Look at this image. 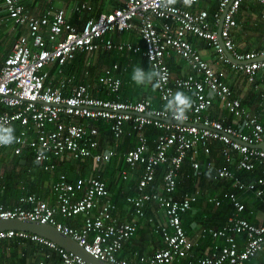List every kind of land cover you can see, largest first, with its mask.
<instances>
[{
    "label": "built area",
    "instance_id": "obj_1",
    "mask_svg": "<svg viewBox=\"0 0 264 264\" xmlns=\"http://www.w3.org/2000/svg\"><path fill=\"white\" fill-rule=\"evenodd\" d=\"M24 1H2L4 15L0 18V28L2 24L11 23L17 35L12 52L0 67V123L15 131L19 126V131L15 132L18 142L0 146V149L10 150L12 155H21L29 149L36 159L40 158L45 170L56 167L55 157L69 160L89 156L103 170L117 151L110 144L105 149L100 148L101 124L109 126L115 143L122 142L125 136L135 135L136 146L124 153L131 171L123 170L121 175L128 180L133 170L142 167V171L138 193L129 195L127 200L134 205L137 217L145 215L148 202L157 203L167 220L156 227L163 235L165 246L135 261L120 257L124 242L135 233V221H121L115 215L117 206L110 199L107 183L95 175L73 182L60 173L52 183L55 203L35 193L22 195L20 204L13 207L0 201V220L20 218L53 224L73 236L96 258L115 264H247L262 251L264 224L254 223L242 215L246 205L241 194L264 195V149L258 147L264 142V124L225 82L226 71L213 66L188 39L190 33L205 39L219 60L229 64L221 35L227 50L243 62L231 63V70L242 74L254 87L264 109V49L240 51L232 35L238 26L236 15L246 0H219L218 9L212 14L206 9L192 11L183 0L170 6H165L163 0H125L123 5L91 16L81 28L68 19L65 9H50L36 15L27 9ZM252 1L264 6V0ZM85 8L92 6L84 3L73 7L78 12ZM136 18L146 46L144 50L138 43L116 40L110 35L132 29ZM24 25L28 32H19L16 26ZM95 50L140 53L162 72L164 79L156 88L165 104L177 91L192 98L187 118L176 120L164 107L155 106L150 98L122 101L95 95V90H101L118 96L122 79L113 73L118 64L108 68L95 84L76 83V73H66L67 63L80 52ZM174 53L191 69L176 78L168 63ZM54 68L56 73L52 74ZM216 99L223 101V108L233 114V123L213 119L206 113ZM150 125L162 130L154 145L150 144L146 132ZM210 142L217 143L215 146L226 164L213 158L199 159L202 152L205 156L213 153ZM235 154L236 169L253 173L259 164L260 176L254 180L241 179L237 170L230 168ZM186 158L198 176L205 172L213 174L215 179L229 180L233 188L226 197L209 196V202L217 206L229 202L234 212L221 228H201V236L226 242L225 245L215 244L209 254L202 256L196 255L197 242L189 237L182 220L183 214L191 210L200 197V189L174 196ZM165 163L164 191H146L156 179L157 167ZM77 215H83L79 229L58 219ZM238 235L245 238L243 249L239 248ZM8 238H18L19 243L29 239L38 241L57 250L61 256V261L54 262L48 253L35 264H89L38 234L14 229L0 231V243Z\"/></svg>",
    "mask_w": 264,
    "mask_h": 264
},
{
    "label": "crops",
    "instance_id": "obj_2",
    "mask_svg": "<svg viewBox=\"0 0 264 264\" xmlns=\"http://www.w3.org/2000/svg\"><path fill=\"white\" fill-rule=\"evenodd\" d=\"M125 0H25L24 3L27 7V9L36 15H42L46 13L50 9H65L67 12V16L71 22L78 25L79 27H82L85 23L84 16L90 15L91 16H98L102 12L110 11L116 6L123 5ZM199 2V3H198ZM196 4H192L191 7H188L192 11H197L200 9H206L209 11L210 14H212L219 4V0H200ZM84 3H90L92 6V9L89 10L87 8L83 9L82 11L78 12L76 9H73L76 5H82ZM3 5H0V14L3 12ZM264 13V6L261 5L259 2H255L252 0H246L243 2L239 12L236 15L238 26L232 31V35L234 38V42L236 44V47L238 50L243 52H249V51H257L264 49V18H262V14ZM89 17V18H90ZM88 18V19H89ZM210 19H213V16L210 15ZM133 23L135 24L132 29L125 30L122 33H112L110 34L114 39L116 40H124V41H132L135 43H138L139 39L141 38L139 29H138V23L139 19L133 20ZM16 28L21 33H27L28 29L26 25L24 26H16ZM2 32V33H1ZM128 33V36L126 34ZM6 34H10L13 39H15V36L17 35L15 33V28L12 27L11 23L8 24H2L0 28V38L3 39ZM188 39L193 43V45L199 50L201 55L207 59L213 66L222 68L227 70V76H226V82L227 84L233 89L236 96H238L242 102L245 104L246 107L250 110V112L258 114L261 118L262 123L264 124V109L261 105L262 100H260L259 95L256 90H254L253 86H250L247 82L244 76L240 73H235L233 70H231L229 64L222 63L216 52L214 51L213 47H211L208 42L195 35V34H188ZM137 41V42H136ZM13 44V42H12ZM12 52V49H10V52L7 54V56ZM82 53V52H80ZM79 53V54H80ZM112 54L106 55L103 57L102 62H99L101 59H92L93 64H98V67L101 66H107L110 65L111 62L114 64H118L119 73L118 76L122 79V86L120 89V92L118 96L114 94L107 93L106 91L101 90H95V95L102 97V98H109V99H120L122 101H135L143 98H150L155 106L157 107H164L165 103L161 100L159 96V92L157 88L153 89L151 85L143 86L142 89H140V94L137 96H134L132 89H127V85H130L131 82V73L134 67L141 66L145 70H149L151 67L144 63L145 58L142 55H136L134 52L127 51L124 53H119L117 51L111 52ZM225 53V52H224ZM6 56V57H7ZM108 56V57H107ZM5 57V58H6ZM3 62L0 64V67L2 66ZM74 59H72L70 62L67 63V68L69 67L68 64H70ZM168 62L170 63V68L172 70L173 78L186 75L191 71L190 67L186 63V61L179 55L174 53L171 57L168 58ZM144 65V66H143ZM152 66V65H151ZM69 69V68H68ZM66 69V73H70V70ZM117 69V70H118ZM76 69H72V71H75ZM78 74V71H77ZM78 74L77 76H79ZM82 82H88L91 84H95L97 82V79L93 77V75L89 74L84 76V80ZM158 92V99L155 98V95ZM183 92V91H182ZM185 93V92H184ZM187 94V93H185ZM224 102L220 99L214 100L213 105L208 109L207 114L213 118L217 119V117L214 116L215 112H220V110H224L222 107V104ZM224 114H228L227 112H224ZM234 122V119L231 120V123ZM157 128V127H155ZM101 149H105L106 145L110 144L113 147H115L117 154L119 153L118 147H124L123 143L129 144L130 149L134 148L137 144L136 137L133 135L130 138H124L122 142H112V135L109 134L106 127L102 128L101 124ZM161 133V130L157 128V130H154L155 132ZM151 131V129H149ZM158 133V134H159ZM216 145V144H215ZM128 145H126L127 147ZM128 148V147H127ZM129 149V150H130ZM129 150L125 149L123 151V154L128 152ZM113 156V157H115ZM8 156L0 155V174H3L5 166H11L8 162H5ZM214 159L217 160L220 164H226L224 159L221 157L220 152H217L212 155ZM11 157H9L10 159ZM126 158V157H125ZM200 160H202L201 157H199ZM5 160V161H4ZM26 160V159H24ZM9 161V160H7ZM27 161V160H26ZM21 159V162L23 164L26 163ZM236 161H237V155L235 154V161L230 164V168L233 170H236ZM127 162V160H126ZM8 163V164H7ZM142 168V167H141ZM141 168L133 170L131 173V177L128 180L123 179L125 182L122 183V181L118 180L116 176L118 177V174L114 172V180L111 185L110 195L112 201L118 206V209L116 210L115 214L121 219V220H134L135 226H136V234L135 236L127 242L124 251L121 254L122 259H128V260H138V256L141 255H153L158 249H161L164 247V240L163 235L161 232H158L156 230L157 224L160 223H167L165 214L158 208V205L156 202L152 201L147 203L145 206V215L143 217H137L134 214V209L132 206V203L128 202L127 197L129 195H136L138 193V183L140 179V173ZM108 169V165L102 170ZM259 169H261V166L258 164L257 169L250 174V180L256 179L258 176H260ZM124 170L131 171V168L129 167L127 163V168H124ZM158 170V169H157ZM238 171V170H237ZM112 172V171H111ZM181 173V172H180ZM240 174V173H239ZM58 176V174L53 173V178ZM157 175V172H156ZM52 178V179H53ZM52 179L50 182H47V189L45 194H43L42 197H46L47 200L53 202L54 199L52 197ZM115 180L118 184L115 183ZM199 180V179H198ZM222 180V179H221ZM156 181V179H155ZM151 183L147 188L146 191L152 192V191H159L163 192V182H164V176L162 179V184L158 188V190L153 189V184ZM189 181V178L185 181ZM194 181H192L193 183ZM186 184H184L183 188H187ZM197 184V183H196ZM231 184V183H230ZM32 183H25L22 185V191L20 194V197L22 193L25 194H31L32 191ZM210 185H207L206 188H203V185H199L200 194L201 192H206L209 196H216L217 198L226 197L228 194V190L232 188L231 187L227 190L225 193H222L219 189L216 190L212 186L209 188ZM133 189V191L131 190ZM135 189V192H134ZM197 189V185L194 190L190 191L193 192ZM222 189V187H221ZM205 190V191H204ZM187 189H179L176 192V196L179 197L180 195L184 194L185 192H189ZM134 192V193H132ZM1 195V199L3 197V203L7 207H13L17 205V203L20 201V197L17 198V196H8L9 194H6V196ZM242 197L244 198L245 195L242 193ZM253 200L251 204L247 205L248 211L246 212L249 217L244 216L248 218L250 221L254 223H262L264 224V195L263 196H257L253 193ZM17 198V199H16ZM45 198V199H46ZM115 198H118V202L115 201ZM206 197L204 198L203 195L201 198L199 197L197 202L193 204V207L191 210H189L193 215V219H186L187 213L183 214L182 220L183 225L185 229L188 231V235L190 238L195 240L197 242V245L195 246V253L197 256L206 255V251L209 249H212L215 244H221L225 245L226 242L224 240H218V239H212V237H203L200 235L201 228L203 227H216L221 228L223 227L228 217L234 212L233 206L229 202H225L221 206H217L214 203H211L209 201H206ZM205 201V202H204ZM207 202V203H206ZM246 202V201H245ZM209 204V207H208ZM247 204V203H246ZM219 207L222 209H225L224 212L216 215L217 213H214L213 207ZM243 215V213H242ZM217 216V217H216ZM83 218V215H82ZM152 219V221L150 220ZM207 219V220H206ZM60 221L64 223H68L71 225H77L80 226L83 222L76 219L75 217L70 218H59ZM213 220V221H212ZM153 230V231H152ZM161 234V235H160ZM162 236V238H161ZM237 241L239 243V248L243 249L245 244V238L242 235L237 236ZM211 251V250H210ZM38 258H40L39 254H36ZM247 264H264V249L260 251L255 257H253Z\"/></svg>",
    "mask_w": 264,
    "mask_h": 264
},
{
    "label": "trees",
    "instance_id": "obj_3",
    "mask_svg": "<svg viewBox=\"0 0 264 264\" xmlns=\"http://www.w3.org/2000/svg\"><path fill=\"white\" fill-rule=\"evenodd\" d=\"M3 0H0V5H3ZM200 1V0H199ZM199 3V2H198ZM219 6V4H218ZM217 6V9H218ZM216 9V10H217ZM4 15V12L0 14V18ZM85 20L90 17V15L87 14V16H84ZM3 21V20H2ZM4 39L0 38V64L3 62V59L7 56V54L10 52V49L12 48V42L14 39L12 38L10 43L3 42ZM137 42V41H136ZM138 44L142 46V50L145 49V44L142 38L139 39ZM115 50H106V51H101V50H95L93 52H82L78 53L75 57V59L68 64L70 73H76V75L80 74L76 78V83L82 82L84 80V76L86 75L85 72L88 70L90 72V75H93L94 78L98 79L100 75H102L108 68H113L114 62L110 65L107 66H101L98 67V64H93L92 59H98L101 57L99 62H102L103 57L106 55L112 54ZM136 55H141L140 53H135ZM108 57V56H107ZM145 58V57H144ZM144 63H147L151 67L150 61H148L146 58L144 60ZM169 63V62H168ZM170 64V63H169ZM144 66V65H143ZM170 66V65H169ZM72 69H76L75 71H72ZM78 71V74H77ZM51 73L54 74L56 73V69H51ZM113 73L118 76L119 69L115 70L113 69ZM155 98L158 99V92L155 95ZM242 101V100H241ZM243 105H245L242 102ZM223 107V105H222ZM224 112H227L228 114H224ZM215 117L218 119H223L225 123H231V120L233 119V114L230 113L227 109L220 110V112H215L214 114ZM106 127L108 132H110V128L106 123H102V128ZM151 129V131H149ZM154 130H157V128L153 126H147L146 132L149 136L150 139V144L154 145L155 139L159 133L155 132ZM19 131V126L16 128V133ZM102 131V130H101ZM101 136V135H100ZM131 136H125L126 138H130ZM102 140V139H101ZM217 144L216 142H210V145L212 146V154H208V156H205V154H200L199 157L204 159L205 161L209 160L210 158H213L212 155L219 152L218 146H215ZM125 145V146H124ZM126 145H128L126 147ZM121 146V144H120ZM118 147L119 153L121 155V161L125 163L126 167H123L119 169L120 173L118 174V180L125 182L122 177V172L124 168H127V162L126 158L123 154V151L125 149L129 150V144L123 143L124 147ZM0 155H5L8 156L5 162H8L11 164V166H5L4 165V172L3 174H0V201L3 203V197L1 199V195L4 194L3 196H6V194H9L8 196H17V198L20 197L21 194V189L22 185L25 183H32V193L38 194L40 196H43L45 194L46 189H47V182H50V180L54 177L52 176L53 173L56 174H65L68 178L69 181H75L80 177H89V176H94L99 177L100 179L102 178L103 180L106 181L107 187L111 190V185L114 180V172H110L108 169L102 171L97 167V163L94 161L92 157H84V158H79V159H65V158H54V162L56 164V167L53 170H45L44 169V164L40 162L39 164H36V158L34 157L33 153L27 149L24 151L23 154L21 155H12L11 151L8 149H0ZM9 157H11L9 159ZM113 158V157H112ZM111 158V159H112ZM21 159L24 160L26 159V163L23 164L21 162ZM110 159V160H111ZM9 160V161H7ZM109 160V161H110ZM107 161V165L109 163ZM7 163V164H8ZM157 175H156V181L153 184V189L158 190V188L162 184V179L165 174V171L167 170V164H161L157 168ZM257 169V168H256ZM238 170V169H236ZM259 172L261 173V169H259ZM50 173V174H49ZM238 176L243 179V180H250V174L251 172L247 170H238L237 171ZM240 173V174H239ZM59 176L56 175L55 178L52 179L55 181ZM114 177V178H113ZM189 178V181L187 184L185 181ZM199 179V180H198ZM192 181H194L192 183ZM115 183L118 184L115 180ZM197 183V184H196ZM231 182L229 180H221V179H215L213 174L209 173H204L202 176H198L194 170L191 167V164L189 162V159L186 158L185 162L183 163L181 173L179 176V184H178V189H187L188 191H192L195 189L196 185L197 188H200L199 185H203V188H206L207 185H210L209 188L212 186L216 190H220L222 193H225L230 187H231ZM184 184H186L187 188H183ZM222 187V189H221ZM52 189V188H51ZM227 189V190H225ZM133 191V189H131ZM233 190V188L229 189L228 191ZM205 191V190H204ZM135 192V189H134ZM132 192V193H134ZM28 193H22V195H27ZM52 197L54 199L53 202L49 201L50 203H55L56 197L55 194L52 191ZM244 194H247L244 196L243 201L245 202L246 205V210L248 211L247 205L251 204L253 200V193L250 192H245ZM21 195V196H22ZM203 195V197H206V201H209V195L206 194V192H201L200 198ZM16 198V199H17ZM21 198V197H20ZM46 198V197H45ZM47 200V198H46ZM115 201L118 202V198H115ZM205 202V201H204ZM207 203V202H206ZM247 203V204H246ZM4 204V203H3ZM20 204V201L17 203V205ZM209 207V204H208ZM211 207V206H210ZM213 207V206H212ZM211 207V208H212ZM223 208V207H222ZM219 207H213L214 213H217L216 215L218 216L222 212L225 211V209H222ZM243 212V216L249 217V215L246 213L247 211ZM249 212V211H248ZM216 216V217H217ZM250 218V217H249ZM65 219V218H63ZM207 220V219H206ZM213 221V220H212ZM153 231V230H152ZM188 233V231H187ZM161 235V234H160ZM210 237V236H209ZM162 238V236H161ZM214 239V238H212ZM21 240L18 238H8L0 243V264H35L37 263L40 259H45L46 254L50 253L51 254V260L55 261H61V256L59 252L55 249L49 248L48 246L43 245L42 243L38 241H32V240H26L24 242L19 243ZM165 246V243H164ZM210 250H207L206 253L209 254ZM36 254L40 255V258L36 256Z\"/></svg>",
    "mask_w": 264,
    "mask_h": 264
},
{
    "label": "clouds",
    "instance_id": "obj_4",
    "mask_svg": "<svg viewBox=\"0 0 264 264\" xmlns=\"http://www.w3.org/2000/svg\"><path fill=\"white\" fill-rule=\"evenodd\" d=\"M165 6L174 5L177 0H163ZM185 6L191 7L194 0H183ZM152 59V57H151ZM164 79L162 72L155 66H151L149 70H145L141 66L134 67L131 73V80L137 86H148L151 85L153 89L158 87L159 82ZM193 104L192 98L182 91H177L172 94L164 108L168 111L173 118L178 121H182L187 118V112L191 109ZM18 142V138L15 135V130L0 123V146H10L13 143ZM36 164L40 163V158L37 157Z\"/></svg>",
    "mask_w": 264,
    "mask_h": 264
},
{
    "label": "water",
    "instance_id": "obj_5",
    "mask_svg": "<svg viewBox=\"0 0 264 264\" xmlns=\"http://www.w3.org/2000/svg\"><path fill=\"white\" fill-rule=\"evenodd\" d=\"M224 15L225 12L223 14V17ZM220 40H221L222 48L225 54L228 56V58L232 62L243 63L241 61L236 60L233 54L227 50L221 35H220ZM258 147L264 149V142L259 144ZM23 161L25 162L26 160ZM9 229L23 230L46 237L56 242L59 246L65 248L67 251L81 256L83 259L90 262L91 264H110L108 262H102L98 260L94 255H92L83 246H81L76 240H74L69 236L64 235L52 225L42 224L37 221H26L20 218L0 220V231L9 230Z\"/></svg>",
    "mask_w": 264,
    "mask_h": 264
},
{
    "label": "rangeland",
    "instance_id": "obj_6",
    "mask_svg": "<svg viewBox=\"0 0 264 264\" xmlns=\"http://www.w3.org/2000/svg\"><path fill=\"white\" fill-rule=\"evenodd\" d=\"M6 35L7 36H5L3 38L4 39L3 42L10 43L11 40H12V37H11L10 34H6ZM0 36H2V35H0ZM126 36H128V33L126 34ZM142 88H143V86H137L134 82H131L130 85H127V89H132L133 90L134 96L139 95L140 94V89H142ZM123 167H126V166H125V163L121 161V155L120 154H118L117 156L113 157L108 163V170L110 172L112 171V172H116L117 173L118 170L123 168ZM185 217H186V219L190 220V219L194 218V215L189 211ZM76 219L82 221V219H83L82 215H77L75 217V220Z\"/></svg>",
    "mask_w": 264,
    "mask_h": 264
},
{
    "label": "bare ground",
    "instance_id": "obj_7",
    "mask_svg": "<svg viewBox=\"0 0 264 264\" xmlns=\"http://www.w3.org/2000/svg\"><path fill=\"white\" fill-rule=\"evenodd\" d=\"M193 4H196V3H193ZM92 9V8H91ZM91 9H89V10H91ZM67 13V12H66ZM69 19V18H68ZM73 23V22H72ZM74 24V23H73ZM74 25H76V24H74ZM77 27H79L78 25H76ZM79 28H81V27H79ZM230 62L231 63H236V62H232L231 60H230ZM231 63H229V65L231 64ZM225 70V69H224ZM226 71V76H227V70H225ZM225 82H226V77H225ZM227 83V82H226ZM214 103V102H213ZM213 105V104H212ZM211 105V106H212ZM208 111V110H207ZM207 113V112H206ZM160 129V128H159ZM161 130V129H160ZM161 132H162V130H161ZM124 139V138H123ZM100 146H101V144H100ZM112 158V157H111ZM110 158V159H111ZM109 159V160H110ZM108 160V161H109ZM127 160V159H126ZM128 163V162H127ZM128 165H129V163H128ZM129 167H130V165H129ZM158 168V167H157ZM182 169V168H181ZM157 172V171H156ZM181 172V171H180ZM150 185V184H149ZM148 185V186H149ZM147 186V187H148ZM109 189V188H108ZM109 192H110V189H109ZM174 196L176 197V193H174ZM110 199H111V195H110ZM111 201H112V199H111ZM113 202V201H112ZM152 202V201H151ZM155 202V201H154ZM114 203V202H113ZM149 203V202H148ZM117 206V205H116ZM132 206H133V209H134V205L132 204ZM118 209V206H117V208H116V210ZM116 212V211H115ZM114 212V213H115ZM134 212H135V210H134ZM116 215V214H115ZM139 217V216H138ZM59 219V218H58ZM121 220V219H120ZM26 221H32V220H26ZM121 221H132V220H121ZM40 223V222H39ZM42 224H49V225H52V226H54L58 231H60L61 233H63L64 235H66V236H69V237H71V238H73L74 240H76L73 236H71V235H69V234H65L64 232H62L61 230H59L55 225H53V224H50V223H42ZM68 224V223H67ZM70 226H72V227H74V228H77V229H79V228H81L82 227V225H83V222H82V224L80 225V226H75V225H71V224H69ZM15 230V229H14ZM5 231V230H4ZM135 234H136V230H135V233H134V235L129 239V240H127V241H125L124 242V244H123V248H122V250H121V252H120V257H121V254H122V252L124 251V249H125V246H126V244H127V242H129L134 236H135ZM41 236V235H40ZM43 237V236H42ZM44 238H46V237H44ZM46 239H48V238H46ZM48 240H50V239H48ZM50 241H52V240H50ZM77 241V240H76ZM54 242V241H53ZM78 242V241H77ZM56 243V242H55ZM79 243V242H78ZM57 244V243H56ZM80 244V243H79ZM65 249V248H64ZM77 255V254H76ZM79 256V255H78ZM138 256V259H139V255H137ZM81 257V256H80ZM82 258V257H81ZM83 259V258H82ZM98 259V258H97ZM83 260H85V259H83ZM98 260H100V259H98ZM86 261V260H85ZM100 261H102V260H100ZM86 262H88V261H86ZM102 262H108V263H110V264H115V263H112V262H110V261H102ZM89 264H91L90 262H88Z\"/></svg>",
    "mask_w": 264,
    "mask_h": 264
}]
</instances>
